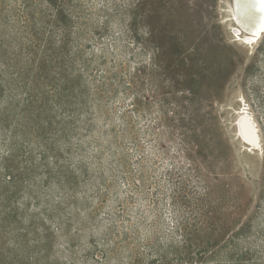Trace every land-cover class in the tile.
<instances>
[{"label":"rangeland","instance_id":"obj_1","mask_svg":"<svg viewBox=\"0 0 264 264\" xmlns=\"http://www.w3.org/2000/svg\"><path fill=\"white\" fill-rule=\"evenodd\" d=\"M38 2L31 55L0 0V264H264V35L232 0Z\"/></svg>","mask_w":264,"mask_h":264},{"label":"trees","instance_id":"obj_2","mask_svg":"<svg viewBox=\"0 0 264 264\" xmlns=\"http://www.w3.org/2000/svg\"><path fill=\"white\" fill-rule=\"evenodd\" d=\"M22 9L17 11L9 10L8 18L11 26L15 29L20 30L22 27L25 28L29 36V48L28 51L31 55H34L37 50L41 47H45L46 43L48 42L47 37L48 34L45 31L40 29V21L44 19L47 15L46 12L41 8L40 0H15ZM52 1V0H50ZM36 2V3H35ZM37 59V56H34ZM40 67V66H39ZM104 77V75L102 76ZM54 159V166L50 167L48 163V155H44L41 158L43 162V167H45L46 172L49 174L50 177H54L55 174H60L65 168V165L62 163V159L60 156L56 155L52 156ZM146 184V183H145ZM138 186V185H137ZM182 222L180 223V227ZM179 227V228H180Z\"/></svg>","mask_w":264,"mask_h":264},{"label":"bare ground","instance_id":"obj_3","mask_svg":"<svg viewBox=\"0 0 264 264\" xmlns=\"http://www.w3.org/2000/svg\"><path fill=\"white\" fill-rule=\"evenodd\" d=\"M231 9L233 19L245 32L244 37L251 43L264 35V0H236V3L232 0ZM242 114L238 122L239 132L245 137L246 143L249 142L250 146L255 145L253 149L259 150L260 135L251 124L249 116L245 112Z\"/></svg>","mask_w":264,"mask_h":264},{"label":"water","instance_id":"obj_4","mask_svg":"<svg viewBox=\"0 0 264 264\" xmlns=\"http://www.w3.org/2000/svg\"><path fill=\"white\" fill-rule=\"evenodd\" d=\"M233 3H236V0H233ZM244 137V136H243ZM245 138V137H244Z\"/></svg>","mask_w":264,"mask_h":264}]
</instances>
